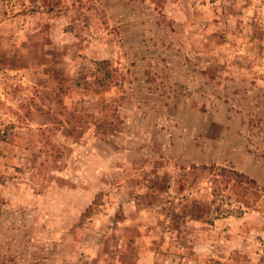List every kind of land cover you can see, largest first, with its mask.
<instances>
[{"label": "rangeland", "instance_id": "obj_1", "mask_svg": "<svg viewBox=\"0 0 264 264\" xmlns=\"http://www.w3.org/2000/svg\"><path fill=\"white\" fill-rule=\"evenodd\" d=\"M0 264H264V0H0Z\"/></svg>", "mask_w": 264, "mask_h": 264}]
</instances>
